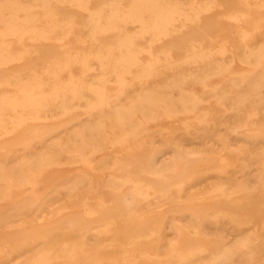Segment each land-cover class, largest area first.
I'll return each mask as SVG.
<instances>
[{
	"label": "bare ground",
	"instance_id": "6f19581e",
	"mask_svg": "<svg viewBox=\"0 0 264 264\" xmlns=\"http://www.w3.org/2000/svg\"><path fill=\"white\" fill-rule=\"evenodd\" d=\"M176 2L133 0L127 11L115 7L123 11L112 13L114 22H79L60 20L47 0H0V264H231L239 246L250 244L246 237L264 236L263 197L248 215L226 206L243 210L253 181L240 187L208 172L200 182L192 170L202 156L220 163L248 125L200 117L190 134L169 135L182 120L174 114L201 107L180 95L197 93L187 76L199 81L211 72L206 38L194 52L193 34L172 39L199 31L206 12L228 1L199 0L183 13L145 11ZM79 24L88 34L78 36ZM109 31L115 41L106 44ZM40 40L61 53L48 60ZM207 128L224 134L209 142ZM192 136L200 144L191 145ZM166 152L169 159L157 157ZM221 197L220 209L229 212L214 207ZM203 210L214 219H201ZM184 235L192 242L184 245Z\"/></svg>",
	"mask_w": 264,
	"mask_h": 264
},
{
	"label": "rangeland",
	"instance_id": "374dc122",
	"mask_svg": "<svg viewBox=\"0 0 264 264\" xmlns=\"http://www.w3.org/2000/svg\"><path fill=\"white\" fill-rule=\"evenodd\" d=\"M92 1L94 4L90 0H47V5L49 8L47 9V11H51L52 9L55 10L58 13L59 19L61 18L60 20L62 21L71 18L75 21L77 19V21L79 20L80 22L85 17L94 16L97 17V19L102 17L114 22V19L116 17L112 16V13L123 11L121 9H116L115 7H119L120 4L121 6L126 5V8L124 7V11H127L129 10V7L133 0ZM99 1L101 3L104 2V4L102 3L103 5H100L101 3H99ZM186 1L188 2L185 3ZM186 1L181 0L180 2V0H178V2L176 3H165L157 9L148 8L145 11H157L162 13H170L171 11H175L183 13L187 9V12L192 10L194 11L195 9L193 7L199 2V0H193L195 2L197 1L196 3L192 2V0ZM225 1L228 2H225V5L222 8L214 12H206V14L204 15L206 17H203L204 20H202L203 22L201 21L199 23L201 27L199 31H196L195 28L190 29V31L185 30V32L188 33H184V31L180 32L176 34L178 36L175 35L178 38L174 36V40L172 39L173 42H177L179 38H181V40L179 41L183 43L185 41V37H187L185 38L187 42L189 35L193 34L192 36L194 40L192 38L191 39L193 41L192 51L194 52L198 48H202L201 40L203 38H206L208 40V44L205 49L207 50V55L211 56V60L209 59L211 72L208 73L209 76H197L199 78V81L196 80L194 76H187L191 77L190 80H192V85L194 87L193 91L197 93L190 94V90L188 89L187 93H182L180 95L181 97H185L186 100L194 98L195 101L199 102L201 107L199 109L188 107L186 111L183 110L177 114H174V116L176 117H182V120L176 121L177 123L175 122L171 124V126L176 127L177 125L178 127H180V130L178 127H176L175 129L173 127L171 128L170 125L169 127L172 130H169L168 127L166 128L170 131L169 135L171 136H173V134H190L191 125L195 123V119H198L200 117H204V120H200L199 123L203 122L206 124L213 123L222 125H248V127H246L247 129L244 128L245 131L243 130L246 138H241L240 141L242 140V142L239 141V143L237 144L234 142H230V140L229 142L232 144L230 151L223 152L220 156L218 155L220 158L218 160L217 157L216 162L221 161L220 163H215V166H211L210 162H208L210 158L207 156H202L198 161L192 164V170L193 172L198 174V179L199 181L201 180L200 182L203 181V178H206L205 175L208 172H214V176H219L220 173H224L227 178L231 177L234 184H239L240 187H244L248 182L253 181V184L254 182H256V185H253L252 183V185H249L250 183L247 185V197L246 201H244L243 210L242 207L239 208L237 204L233 203L232 201L230 203L233 204H229L228 202L226 204V206L231 205L234 212L240 214L245 213V215H248L252 212L251 209H255L258 206V203H261V201H259L260 198L263 197L264 199V194L259 193L260 189H262L264 186V142H262L264 141V0ZM189 2H192V4L190 3L192 6L189 5ZM181 3L185 4V10ZM54 4H56V6L58 7H55ZM127 4H129V7H127ZM81 6L83 7L82 9ZM181 8L183 11L181 10ZM179 9L182 12H180ZM66 10H69V12L67 11L69 14H67ZM70 12L72 15L70 14ZM76 12L78 14H76ZM62 13H65V15L62 16ZM83 13H86V16ZM73 14L76 16V18H72L74 16ZM79 17H82V19ZM207 25H210L208 26L209 29L204 28V26ZM77 26L79 32L76 29V33H78V36H84L85 34H88V32H84L86 26H80V24ZM90 31L94 32V34H97L98 32V30L94 28ZM115 33L116 32L114 31L106 32L103 35V41L106 44L113 43L115 41ZM106 38H108L109 40L107 41ZM171 38L172 37L170 36V41ZM182 39L184 41H182ZM191 39L189 38L188 40ZM36 45L38 46V48H40L39 50L41 52L46 53L45 55L48 60L56 57L61 53L58 47L44 40L38 41ZM251 47H257L259 52L257 54L253 53L250 50ZM181 52V55H184L185 53H187V49L184 48ZM49 53L52 55L48 56L50 55ZM171 56L172 55H170L169 57V62L171 61ZM191 59H194L193 56H191ZM183 60H187L186 56L183 58ZM195 84L198 86L195 87ZM184 91L186 92L187 90L185 89ZM242 101L244 103L246 102V105H244ZM168 114L171 115V112H168ZM183 123L188 124L190 127L188 125H184ZM152 126L150 127L152 128L151 132L156 131V125L152 124ZM207 130V136H210L207 137V139H209V142H212L211 140H213L214 142L217 138H219V136L224 134L221 132L222 130L220 128H207ZM189 142H191V145H195L197 143L200 144L199 138L197 136L189 137ZM247 143L249 144V146ZM254 143H256L257 145H255ZM250 144L252 146H250ZM258 145H260L259 148ZM245 151L248 156L244 154ZM230 152L232 153V155ZM166 153L167 154L159 153L157 154V157L160 160H164L165 158L167 160L170 158V153ZM227 154H229L230 156ZM162 155L165 157H163ZM58 177L59 175L54 176V179H57ZM258 183L260 184L258 185ZM251 190L256 194H253ZM216 202L217 205H214V207H216V209L220 213L225 211L229 212L230 207L229 209L226 207L227 210L224 208V211L223 209H220L225 207V205L223 204L225 203V201H223L222 197L216 199ZM186 217L188 218V216ZM204 218L214 219V217L208 216L207 210L202 211L201 219ZM189 219H191V217H189L187 220ZM185 238L187 240L184 245L188 244V242L190 243V241L192 242L188 235L183 236V242ZM241 238L242 237H240L239 239ZM246 238L250 244L246 246H239V252H237V255L234 254L231 259V264H264V236L253 233ZM244 250L247 251L245 252Z\"/></svg>",
	"mask_w": 264,
	"mask_h": 264
}]
</instances>
